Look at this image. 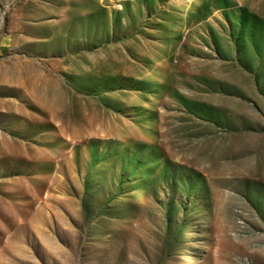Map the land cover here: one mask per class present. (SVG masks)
Returning a JSON list of instances; mask_svg holds the SVG:
<instances>
[{
    "label": "rangeland",
    "instance_id": "374dc122",
    "mask_svg": "<svg viewBox=\"0 0 264 264\" xmlns=\"http://www.w3.org/2000/svg\"><path fill=\"white\" fill-rule=\"evenodd\" d=\"M0 264H264V0H0Z\"/></svg>",
    "mask_w": 264,
    "mask_h": 264
}]
</instances>
